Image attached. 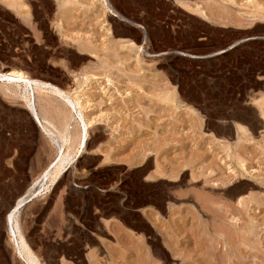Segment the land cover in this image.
<instances>
[{
  "label": "rangeland",
  "instance_id": "374dc122",
  "mask_svg": "<svg viewBox=\"0 0 264 264\" xmlns=\"http://www.w3.org/2000/svg\"><path fill=\"white\" fill-rule=\"evenodd\" d=\"M93 1L0 0V72L94 106L86 153L19 214L34 251L45 264H264V40L207 60L166 54L264 33V0H108L119 17ZM17 96L0 86V264H23L7 206L57 156ZM36 102L70 123L52 94Z\"/></svg>",
  "mask_w": 264,
  "mask_h": 264
},
{
  "label": "bare ground",
  "instance_id": "6f19581e",
  "mask_svg": "<svg viewBox=\"0 0 264 264\" xmlns=\"http://www.w3.org/2000/svg\"><path fill=\"white\" fill-rule=\"evenodd\" d=\"M253 2L255 1L249 0V3H253ZM92 3L93 4L101 3L105 12L110 13L113 17H119V14H117L113 10L108 0H94ZM14 7H18V5H14ZM19 8H22V6L21 7L19 6ZM20 13L22 14V12ZM88 81L89 80H86L84 84L85 86V88L83 87L84 90H86L87 88L88 89L90 88V84L88 83ZM0 86H4L7 92L10 94H14V96L17 94L19 95L17 97H20L22 99L32 119L37 123L42 133L46 137H48L49 140H51V142L55 145L57 149V156L55 157V159L46 167V169L42 172V174L31 183L29 190H27V193L17 198V200L15 199V202L13 205H11V207L10 205L7 206L9 207V209L5 216V222H6L5 224L7 227L8 239L13 245L17 258L23 264H45V262H42L39 256L34 251L32 247V245H34L33 242L30 239L26 238L23 226L20 223L21 221L19 219V216H20L19 214L21 213V210L27 204L39 199L40 197L45 196L47 193L51 192L53 188H56L62 182L68 169L72 167V165H74L76 161L84 153H86L85 149L91 138L90 128L94 124L93 119H92L93 114H91V112L90 114H86V112H88L89 110L91 111L94 108V106L92 104V99L86 96L85 93H81L79 91L76 92L77 90H75L76 93L73 92L74 94L71 95V93L65 92L63 89L59 88L56 85H53L49 82H44L42 80L32 77L28 72L22 69L9 68L7 71L0 72ZM38 92L50 93L53 96H55L57 99H59L60 101H63L64 104L69 108V111H70L69 114H71L69 116V118L71 119V121H69L70 123H66L62 127L58 128V126H56V124H54V122L51 121L50 118H48L46 115L41 113L38 109L37 102H36V94ZM129 94L130 92L128 93V95ZM261 103L263 104V106L261 105ZM261 103H260V106L262 108L261 110L262 116L258 117L255 115L258 123H262V120L264 118V111H263L264 110V99L263 97H262ZM100 117L102 118V116ZM74 123L78 125L77 132H74V129L72 127ZM239 130L243 131V128ZM239 130L237 129L238 132ZM146 158L144 157L143 159L145 162L147 161ZM239 164L243 168L246 167L244 161H240ZM143 169L146 170V168H143ZM162 172L160 173L161 175H163ZM160 174L158 173L159 176ZM19 176H20L19 170L18 171L16 170V172L9 171V178L12 184H16V182L19 180L18 179ZM8 186L10 187L11 185H8ZM28 193H30L29 197H27ZM242 193H243V190L235 189L232 192V195L235 199H237L236 202H238L239 204L245 205V201L242 198L244 193L243 194ZM231 238L232 240H234L233 237Z\"/></svg>",
  "mask_w": 264,
  "mask_h": 264
},
{
  "label": "water",
  "instance_id": "95a60500",
  "mask_svg": "<svg viewBox=\"0 0 264 264\" xmlns=\"http://www.w3.org/2000/svg\"><path fill=\"white\" fill-rule=\"evenodd\" d=\"M255 40H264V33H256V32L247 33L238 39H234L230 41L224 49L218 51L219 53L218 52H205L203 54H198V53L170 50V51H167L166 54L175 53V54L181 55L182 57L189 58L191 60H207L215 56L225 54L243 43H246L249 41H255Z\"/></svg>",
  "mask_w": 264,
  "mask_h": 264
},
{
  "label": "trees",
  "instance_id": "16d2710c",
  "mask_svg": "<svg viewBox=\"0 0 264 264\" xmlns=\"http://www.w3.org/2000/svg\"><path fill=\"white\" fill-rule=\"evenodd\" d=\"M223 40H224V39H223ZM255 41H256V40H255ZM239 47H240V45L237 46L236 48H234L233 50H231V52L229 51V52L223 54V55H224L223 57H227V56L229 55V53H232L233 51L237 50Z\"/></svg>",
  "mask_w": 264,
  "mask_h": 264
}]
</instances>
